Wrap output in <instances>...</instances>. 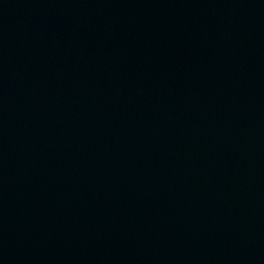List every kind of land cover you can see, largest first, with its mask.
I'll return each instance as SVG.
<instances>
[{
  "label": "water",
  "instance_id": "water-1",
  "mask_svg": "<svg viewBox=\"0 0 264 264\" xmlns=\"http://www.w3.org/2000/svg\"><path fill=\"white\" fill-rule=\"evenodd\" d=\"M0 264H264V0H0Z\"/></svg>",
  "mask_w": 264,
  "mask_h": 264
}]
</instances>
